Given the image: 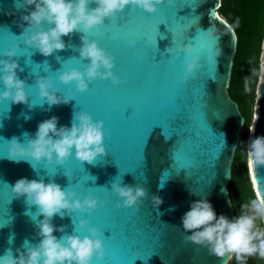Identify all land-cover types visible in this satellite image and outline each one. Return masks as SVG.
Here are the masks:
<instances>
[{
	"label": "water",
	"instance_id": "95a60500",
	"mask_svg": "<svg viewBox=\"0 0 264 264\" xmlns=\"http://www.w3.org/2000/svg\"><path fill=\"white\" fill-rule=\"evenodd\" d=\"M21 5L22 0H0V60L7 59L5 51L18 46L12 60L19 66L17 77L24 81L28 96L27 104L0 100V257L9 250L15 257L17 250L26 251L25 242L29 247L40 242L36 226L43 217L36 216L38 208L12 194L16 181L26 178L55 183L81 201L89 195L98 201L95 210L56 214L51 220L54 228L64 230L53 232L58 239L88 235L86 228H76L82 219L97 230L104 259L93 257L91 264H230L231 254L216 257L187 242L185 235L191 233H185L181 224L191 203L202 198L217 217L233 218L226 185L244 120L226 92L236 38L217 13L220 0H164L152 14L126 6L116 13L117 19L105 17L103 26L87 34L62 36L64 50L47 57L24 45L20 36L28 25L21 17L34 6L25 11ZM42 26L52 27L44 22ZM106 32L111 34L108 38ZM85 35L113 57L112 73L119 85L96 79L86 81L88 89L78 92L72 83H59L61 72L86 69L89 61L80 60L78 51ZM185 47L200 57V69L181 83L185 59H191ZM258 67L245 162L253 195L264 204V166L250 168L248 156V144L264 137V36ZM37 78H50V91L68 102L50 107L39 99ZM75 112L103 123L105 154L92 164L77 161L74 150L62 166L8 157L13 138L26 145L25 134L34 138L39 123L53 116L58 127H70ZM168 119L163 132L154 128ZM185 149L188 155L183 157L180 152ZM113 182L122 187L140 185L147 195L136 207L125 208L111 192ZM153 197L162 201L158 207ZM244 259L255 264V254Z\"/></svg>",
	"mask_w": 264,
	"mask_h": 264
},
{
	"label": "clouds",
	"instance_id": "9594fccd",
	"mask_svg": "<svg viewBox=\"0 0 264 264\" xmlns=\"http://www.w3.org/2000/svg\"><path fill=\"white\" fill-rule=\"evenodd\" d=\"M95 3L96 8L88 10V5ZM164 0H22V7L27 11L29 6L34 9L21 17L28 28L20 36L27 48L36 49L45 57L54 51L65 48L62 36H68L76 31L87 34L91 29L103 25L105 17L115 18L116 13L126 6L139 8L146 13L156 12L158 5ZM42 22L52 27L45 30ZM133 46L135 41H132ZM17 45H13L3 55L7 58L0 60V84L4 90L0 92V100L11 101L13 104H27L28 96L25 92V83L17 77L16 62L12 60L17 54ZM79 59L89 61L83 72L75 69L61 72L58 76L60 84H74L76 91L85 92L88 83L100 80H110L113 86L121 83L112 73L113 57L99 48L96 42H89L86 35L81 37V46L78 49ZM191 59H185V73L181 83L199 71L200 57L191 47H185ZM35 87L38 89V98L47 101L48 105L57 106L67 103V99L59 98L52 89L51 79L37 78ZM70 127H58V118L39 123L35 136L25 134L26 145L19 143L15 138L9 142L8 157L13 161L30 160L40 163L43 160L47 165L53 161L56 165H63L74 150L75 159L81 163L92 164L98 156L105 154L103 147V123L93 122L90 115L75 112ZM54 156V158H53ZM249 167L264 166V137L256 138L248 144ZM254 182L256 176L253 177ZM113 195L122 200L125 208L136 207L147 193L144 187L137 185L129 187L111 184ZM12 194L16 197H25L26 202L38 208L36 216L43 219L37 224L40 242L35 246H27L26 251L19 252L14 257L9 250L0 257V264H91L93 257L97 261L104 259L102 242L97 238V230L87 226V221L80 220L76 226L81 230L87 229L88 235H65L58 239L54 231L63 232V228L53 227L51 220L56 214L71 213L72 211L84 214L95 210L98 201L91 195L82 201L75 199L72 191L61 190L55 183H43L37 180L21 178L12 187ZM154 206L162 202L153 197ZM232 207V202L229 201ZM116 207H121L120 203ZM32 217L33 220L36 219ZM257 218L264 220V204L253 200L241 208V213L231 221L225 216L217 217L212 205L204 198L191 203L190 208L181 218L185 240L198 246L207 248L210 255L224 257L234 254L237 260L244 261L259 252L264 257V231L255 230L254 221ZM259 240L256 244L254 241ZM11 242V241H10Z\"/></svg>",
	"mask_w": 264,
	"mask_h": 264
},
{
	"label": "trees",
	"instance_id": "16d2710c",
	"mask_svg": "<svg viewBox=\"0 0 264 264\" xmlns=\"http://www.w3.org/2000/svg\"><path fill=\"white\" fill-rule=\"evenodd\" d=\"M217 13L235 34L236 46L226 92L229 99L237 104L244 120L230 164V178L226 190L228 192V189H233L235 200L237 195L243 193L244 197L240 201L248 204L252 201L253 193L245 167V140L255 97L254 88L259 75L260 45L264 36V0H220ZM232 168L239 173L240 183L236 187L231 178ZM231 264H238L235 255Z\"/></svg>",
	"mask_w": 264,
	"mask_h": 264
},
{
	"label": "flooded vegetation",
	"instance_id": "af4514ba",
	"mask_svg": "<svg viewBox=\"0 0 264 264\" xmlns=\"http://www.w3.org/2000/svg\"><path fill=\"white\" fill-rule=\"evenodd\" d=\"M247 177H248V174H247ZM228 200H229V198H228ZM234 200H235V194L232 196L233 203H232V207H231L232 208V216H233V218L237 217L238 215H240L241 208H242L243 205H245L242 202L241 203L240 202H236L235 203ZM253 200H256V199H255L254 195L252 194V201ZM256 223H257V225L255 227V230L262 231V220H261V218H257L256 219ZM257 242L259 243V240L254 241V243L258 244ZM238 264H243V262L238 260ZM255 264H263V257L259 255V252L255 253Z\"/></svg>",
	"mask_w": 264,
	"mask_h": 264
},
{
	"label": "rangeland",
	"instance_id": "374dc122",
	"mask_svg": "<svg viewBox=\"0 0 264 264\" xmlns=\"http://www.w3.org/2000/svg\"><path fill=\"white\" fill-rule=\"evenodd\" d=\"M253 108V107H252ZM253 118H254V115H253V111H252V109H251V113H250V120H249V126H248V128H247V135H246V140H247V137H248V135H249V129H250V126H251V124H252V121H253ZM246 140H245V145H246ZM245 149H246V147H245ZM245 167H246V162H245ZM246 172H247V170H246ZM238 170H233V168H232V171H231V178H232V181H233V183H234V186L236 187L239 183H238V179H239V177H238ZM248 179V178H247ZM235 192H236V189L234 190ZM228 198H229V201H231L232 203H233V201H232V196L234 195V192H233V189H231V190H229L228 189ZM237 194H239V193H237ZM244 197V195H243V193L241 194H239V195H237L236 196V200H234L235 202H241L240 201V198H243ZM231 256V258H230V260H229V263L231 264V259L233 258V256H234V254H231L230 255Z\"/></svg>",
	"mask_w": 264,
	"mask_h": 264
},
{
	"label": "snow or ice",
	"instance_id": "6c2138e0",
	"mask_svg": "<svg viewBox=\"0 0 264 264\" xmlns=\"http://www.w3.org/2000/svg\"><path fill=\"white\" fill-rule=\"evenodd\" d=\"M126 17H127V23H129V21H130V17H128L127 15H125ZM123 18V17H122ZM113 19H117L116 17L115 18H113ZM126 23V24H127ZM101 26H103V25H101ZM200 33H202L203 34V32H200ZM199 33V34H200ZM111 34L110 33H105V38H108L109 36H110ZM215 50V47H214V49H213V51ZM206 58V57H205ZM206 62H207V58H206ZM169 121V119L167 120V121H165V123H163V124H161V123H157V124H155L154 125V128H156V127H159L160 129H161V132H163L164 131V124H166L167 122ZM153 128V129H154ZM179 147V146H178ZM182 155H183V157H186L187 155H188V153H187V150L185 149V150H183V151H181L180 152ZM181 169H184V168H181ZM262 202H264V201H262Z\"/></svg>",
	"mask_w": 264,
	"mask_h": 264
}]
</instances>
